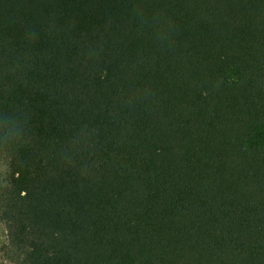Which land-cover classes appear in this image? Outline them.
<instances>
[{
  "label": "trees",
  "instance_id": "16d2710c",
  "mask_svg": "<svg viewBox=\"0 0 264 264\" xmlns=\"http://www.w3.org/2000/svg\"><path fill=\"white\" fill-rule=\"evenodd\" d=\"M0 162L15 264H264V0H0Z\"/></svg>",
  "mask_w": 264,
  "mask_h": 264
},
{
  "label": "rangeland",
  "instance_id": "374dc122",
  "mask_svg": "<svg viewBox=\"0 0 264 264\" xmlns=\"http://www.w3.org/2000/svg\"><path fill=\"white\" fill-rule=\"evenodd\" d=\"M7 174V167L0 162V185ZM8 253V234L5 225L0 221V258L5 264H15Z\"/></svg>",
  "mask_w": 264,
  "mask_h": 264
}]
</instances>
